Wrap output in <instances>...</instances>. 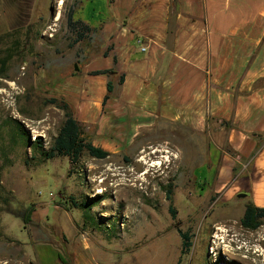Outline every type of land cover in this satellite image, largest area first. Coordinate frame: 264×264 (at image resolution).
Wrapping results in <instances>:
<instances>
[{
  "label": "rangeland",
  "instance_id": "1",
  "mask_svg": "<svg viewBox=\"0 0 264 264\" xmlns=\"http://www.w3.org/2000/svg\"><path fill=\"white\" fill-rule=\"evenodd\" d=\"M112 7L110 0H0V264H28L23 250L35 259L33 223L61 251L60 230L72 236L77 224L102 264H264V218L255 230L243 226L251 199L217 181L221 163L215 168L209 158L208 134L161 120L133 145L112 143L106 159L42 154L66 119L51 103L65 101L64 81L76 76L82 84L110 51L98 27ZM71 10L93 29L72 28ZM82 131L93 141L98 125ZM245 164H235V176ZM180 231L192 244L185 254Z\"/></svg>",
  "mask_w": 264,
  "mask_h": 264
},
{
  "label": "crops",
  "instance_id": "2",
  "mask_svg": "<svg viewBox=\"0 0 264 264\" xmlns=\"http://www.w3.org/2000/svg\"><path fill=\"white\" fill-rule=\"evenodd\" d=\"M110 5L111 14L98 27L110 51L96 71L114 73L91 75L82 84L75 76L62 86L75 119L98 125L93 145L111 153L113 144L133 145L158 121L179 123L211 137L215 151L209 158L215 168L221 163L217 181L232 183L238 197L264 208V0H110ZM108 82L114 90L105 103ZM242 161L244 169L235 176V164ZM33 224L35 259L23 250L28 264H102L88 253L89 239L77 234V224L72 236L60 230L63 251Z\"/></svg>",
  "mask_w": 264,
  "mask_h": 264
},
{
  "label": "trees",
  "instance_id": "3",
  "mask_svg": "<svg viewBox=\"0 0 264 264\" xmlns=\"http://www.w3.org/2000/svg\"><path fill=\"white\" fill-rule=\"evenodd\" d=\"M74 12L71 10L68 15V23L72 28H75L80 25L83 30L91 31L92 29L79 20H74ZM84 32H78L77 41L84 39ZM112 49V48H111ZM108 55V53H106ZM114 61L117 63V58L114 56ZM114 73L113 70H101L95 71L92 75H107ZM124 82V76L121 77V83ZM114 86L112 82H108L107 91L108 94L105 97V103L109 99V95L113 92ZM51 103L56 104L63 110H65V122L62 126L58 136L54 141V145L51 147L49 152H42V154L46 157V159H53L57 156H67L69 157L73 163L77 162L81 157V154L84 151H88V153L97 159H106L110 153L104 150L101 147H96L93 145L91 141H87L85 137H83L82 124L75 119L73 112L69 106V104L62 100L60 102L57 99H53ZM226 125V124H225ZM40 143V142H38ZM41 148V146H39ZM169 199H171V192H169ZM83 205V204H82ZM264 218V208H258L253 204H249L245 210L242 224L244 227L249 229H257L262 224V219ZM180 236L183 239L182 244V254L187 253V251L191 247L190 237L188 233L180 231Z\"/></svg>",
  "mask_w": 264,
  "mask_h": 264
},
{
  "label": "bare ground",
  "instance_id": "4",
  "mask_svg": "<svg viewBox=\"0 0 264 264\" xmlns=\"http://www.w3.org/2000/svg\"><path fill=\"white\" fill-rule=\"evenodd\" d=\"M148 174H149V173H148ZM215 229H216V230H220V227H216ZM217 232H218V231H217ZM218 234H219V233H218ZM218 237H219V236L216 234V235L214 236V241H215V239L218 238ZM221 238H222V237H221ZM214 244H216V241H215V243L213 242V245H214Z\"/></svg>",
  "mask_w": 264,
  "mask_h": 264
},
{
  "label": "built area",
  "instance_id": "5",
  "mask_svg": "<svg viewBox=\"0 0 264 264\" xmlns=\"http://www.w3.org/2000/svg\"><path fill=\"white\" fill-rule=\"evenodd\" d=\"M142 51H146V48H145V47H143V48H142ZM83 238H88V235H87V233L83 234Z\"/></svg>",
  "mask_w": 264,
  "mask_h": 264
}]
</instances>
